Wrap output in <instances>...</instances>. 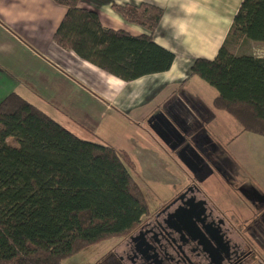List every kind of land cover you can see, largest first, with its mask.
<instances>
[{
  "label": "trees",
  "instance_id": "trees-1",
  "mask_svg": "<svg viewBox=\"0 0 264 264\" xmlns=\"http://www.w3.org/2000/svg\"><path fill=\"white\" fill-rule=\"evenodd\" d=\"M81 0H53L67 9L53 41L125 82L171 69L176 55L155 40L165 8L150 2L112 4L145 32L102 24ZM264 46V0H243L213 59L196 58L197 76L216 88L215 110L243 130L264 136V57L238 53ZM13 139L15 144H10ZM127 150L87 141L16 92L0 102V264H63L87 247L133 233L150 213Z\"/></svg>",
  "mask_w": 264,
  "mask_h": 264
},
{
  "label": "rangeland",
  "instance_id": "rangeland-1",
  "mask_svg": "<svg viewBox=\"0 0 264 264\" xmlns=\"http://www.w3.org/2000/svg\"><path fill=\"white\" fill-rule=\"evenodd\" d=\"M216 25L215 31L219 29ZM209 28L212 30V26ZM235 51L264 57V46L257 43L240 45ZM188 81L187 84L179 81L163 86L151 99L135 98L126 90L124 96L110 102L99 96L97 91L101 88L95 91L89 86L82 90L71 86L64 89L63 104L52 105L37 100L42 102L46 114L82 139L127 150L136 167V172H131L139 182L151 212L184 191L195 180L192 168L196 169V165L204 167L208 161L226 185L217 196L221 208L229 214L244 209L245 214L240 217L251 220L250 212L256 214L260 208L264 209V203H256L252 197L255 193L253 185L264 190V136L244 131L230 114L215 110L212 98L215 92L217 94L216 88L197 76ZM58 92L55 90L56 94ZM189 92L199 94L212 111L203 107L197 111L201 116L196 118L195 110L201 106L184 99L185 93ZM167 111L171 114L177 111L175 118L179 122L166 118ZM170 128L174 130L171 132ZM163 138L171 142L170 146ZM203 138L208 142V159L203 148L200 149ZM9 143L15 144L13 139H9ZM262 238L264 241V234ZM120 241L119 237L104 239L67 257L63 264H100L115 252ZM258 253L262 254L264 264V249L259 248Z\"/></svg>",
  "mask_w": 264,
  "mask_h": 264
},
{
  "label": "crops",
  "instance_id": "crops-1",
  "mask_svg": "<svg viewBox=\"0 0 264 264\" xmlns=\"http://www.w3.org/2000/svg\"><path fill=\"white\" fill-rule=\"evenodd\" d=\"M242 1L81 0V7L100 14L105 27L125 29L135 35L143 34L145 30L124 22L113 12L112 4L150 2L165 8L162 22L155 32V40L175 53L173 66L167 72L125 82L55 44L53 36L66 14L65 7L55 4L53 0H0V102L16 92L44 111L42 102L37 99L52 105L63 104L64 89L71 86L81 90L89 86L95 91L101 88L97 91L99 96L110 102L124 96L126 90L135 98L144 96L151 99L163 86L179 81L184 83L196 58L213 59L217 55ZM215 25L219 27L217 31L214 30ZM55 90L59 91L58 94ZM216 95L215 92L212 99ZM180 97L183 99L182 95ZM184 99L201 106L195 110L196 118L201 116L197 111L203 107L212 111L199 94L185 93ZM175 112L171 114L167 111L166 117L174 123L179 122ZM163 139L170 146L171 142ZM225 186L221 184L215 196L219 197ZM253 186L264 197V190Z\"/></svg>",
  "mask_w": 264,
  "mask_h": 264
},
{
  "label": "flooded vegetation",
  "instance_id": "flooded-vegetation-1",
  "mask_svg": "<svg viewBox=\"0 0 264 264\" xmlns=\"http://www.w3.org/2000/svg\"><path fill=\"white\" fill-rule=\"evenodd\" d=\"M207 147L203 138L200 149L206 159ZM210 164H195V180L163 207L150 211L100 264H263L258 253L259 248L264 249L263 207L256 214L249 211L251 220L240 217L244 209L237 214L224 211L215 196L224 184ZM252 197L256 203H264L258 192Z\"/></svg>",
  "mask_w": 264,
  "mask_h": 264
}]
</instances>
